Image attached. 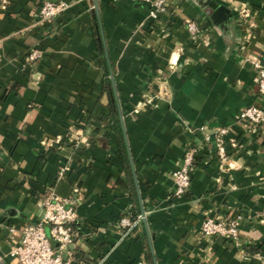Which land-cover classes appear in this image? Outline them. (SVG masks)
Here are the masks:
<instances>
[{"label": "crops", "instance_id": "1", "mask_svg": "<svg viewBox=\"0 0 264 264\" xmlns=\"http://www.w3.org/2000/svg\"><path fill=\"white\" fill-rule=\"evenodd\" d=\"M42 1L0 0V264H18L48 192L76 214L72 264H264V125L235 119L257 103L244 58L264 54V0H169L156 21L132 0H64L41 20ZM188 149V188L168 197ZM207 216L237 219L236 239L203 241Z\"/></svg>", "mask_w": 264, "mask_h": 264}, {"label": "built area", "instance_id": "2", "mask_svg": "<svg viewBox=\"0 0 264 264\" xmlns=\"http://www.w3.org/2000/svg\"><path fill=\"white\" fill-rule=\"evenodd\" d=\"M149 4L148 18L158 20L160 13L166 8L169 0H132ZM68 7L64 0L42 1L38 7L37 16L41 20H48L61 13ZM241 17L246 14L239 11ZM186 31L193 39L199 33V27L194 21H186ZM161 31H163L161 29ZM39 57V50L32 49L26 55L25 64L32 63ZM254 72L255 96L257 103L248 104L242 107L235 116L237 121L248 126L250 131L255 132L264 125V54L255 58H244ZM213 142L220 161L226 158L227 145L232 148L235 143L230 140L225 143L223 136L224 128H216ZM194 150H185L181 157L180 165L171 172L172 190L168 197L181 196L189 185V170L192 165ZM63 168H59L58 175H61ZM143 214L137 215L134 219L122 216L116 222L119 228L129 229L142 220ZM76 214L67 199L61 198L52 192H48L42 200V213L38 221L28 224L20 229V234L15 243L9 249V256L14 258L18 264H72L69 256L63 257L66 247L72 241L71 225L75 222ZM237 224L235 218L224 219L222 217H204L200 223V235L203 241H211L215 237H222L235 240L237 237ZM8 238L14 236V228L8 227ZM54 243V247L51 246ZM69 254V253H68Z\"/></svg>", "mask_w": 264, "mask_h": 264}, {"label": "trees", "instance_id": "3", "mask_svg": "<svg viewBox=\"0 0 264 264\" xmlns=\"http://www.w3.org/2000/svg\"><path fill=\"white\" fill-rule=\"evenodd\" d=\"M98 54H99V57H100L102 63H104V58H103L102 47H101L100 41H98ZM135 216L136 215H133L131 218H134Z\"/></svg>", "mask_w": 264, "mask_h": 264}, {"label": "water", "instance_id": "4", "mask_svg": "<svg viewBox=\"0 0 264 264\" xmlns=\"http://www.w3.org/2000/svg\"><path fill=\"white\" fill-rule=\"evenodd\" d=\"M109 78H110V82L112 83V77H109ZM141 214H143V211L142 210H141ZM142 221H144V217L142 218Z\"/></svg>", "mask_w": 264, "mask_h": 264}, {"label": "rangeland", "instance_id": "5", "mask_svg": "<svg viewBox=\"0 0 264 264\" xmlns=\"http://www.w3.org/2000/svg\"><path fill=\"white\" fill-rule=\"evenodd\" d=\"M51 246H52V242H51ZM53 247V246H52Z\"/></svg>", "mask_w": 264, "mask_h": 264}]
</instances>
